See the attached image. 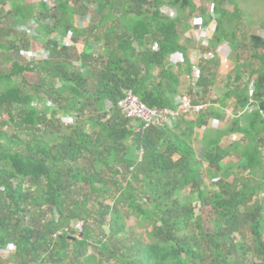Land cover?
<instances>
[{"label": "trees", "instance_id": "trees-1", "mask_svg": "<svg viewBox=\"0 0 264 264\" xmlns=\"http://www.w3.org/2000/svg\"><path fill=\"white\" fill-rule=\"evenodd\" d=\"M16 1L0 24L12 13L14 23L36 22L37 36L46 27L74 43L83 36L84 43L78 69L73 68V47L56 38L47 40L48 54L36 62L4 55L10 67L0 70V250L14 245L15 251L11 258L0 253V264H264V197H259L264 194V36L250 35L249 58L258 65L239 63L237 24L232 23L239 18L237 5L228 16L224 0H208L212 15L203 21L215 20L208 40L212 48L225 41L234 50L225 91L233 111L227 115L219 104L208 105L172 125L143 129L122 115L117 102L130 89L149 106L175 108L185 83L192 93V60L179 26L181 31L188 27L182 25L181 9L193 12L195 3L98 0L97 20L82 26L73 15L81 11L89 21L81 8L89 0H55L57 17L46 15L44 22L36 20L30 4ZM162 5L177 9V15L164 14ZM43 9L50 10L45 2ZM9 32L0 25V49L19 52L15 38L6 39ZM28 42L22 43L33 61L38 50ZM175 52L182 53L181 61L170 60ZM201 63L196 85L207 93L214 74L205 72L206 61ZM34 70L44 76L28 82L24 73ZM45 99L56 108L34 105ZM58 110L74 121L64 122ZM211 117L224 125L207 126ZM203 126L198 139L197 128ZM10 127L30 130L29 137ZM236 133L238 139L222 146L223 136ZM194 142L201 143L202 156ZM231 155L237 161H225ZM231 174L233 180L226 181ZM204 175L211 177V189L200 187ZM187 186L196 192L197 214L190 195L180 193ZM121 207L136 215L146 236L128 235ZM48 212L58 217L44 219ZM72 220L80 222L81 235L69 227ZM89 221L98 225L100 239L92 237ZM247 235L250 243L244 241Z\"/></svg>", "mask_w": 264, "mask_h": 264}, {"label": "rangeland", "instance_id": "rangeland-1", "mask_svg": "<svg viewBox=\"0 0 264 264\" xmlns=\"http://www.w3.org/2000/svg\"><path fill=\"white\" fill-rule=\"evenodd\" d=\"M195 5H196V9L193 12H189V10L187 8L185 9H181L182 14L184 15L185 20L182 21V25L183 26H188L185 30L181 31V27L179 26V31H180V41L183 42L184 44L187 45V47L189 48L190 51V55L191 56V63L193 65L194 62H196V67H198L200 69L199 65H202L201 61H206L205 63V72L206 73H210V75L214 74L213 76V82L212 84L209 86V90L207 93H201V87L199 86H194L192 84V77L189 79V85L191 86L192 89V93L190 94L186 86L183 85L182 90L183 92H186L188 94H190L191 97H193L194 99L198 100L199 102H201L203 104V109H206L207 107H209L208 105H213V106H221L222 110H228L227 113H229V111L231 110V108H233L232 105V98L231 97H227L225 95V91L227 90V86H226V73L228 72V70L233 66V62L235 61V54H234V50L232 49V46H230V44L226 43L225 41L219 43L215 48H212L211 45L208 44V40L205 38H202V34L199 31V25L203 23L204 20H208V17L210 15H212L211 13V6L212 3L211 1L208 0H192ZM43 2H45L48 7L50 8V10L48 12H45V10L43 9ZM77 2L81 3L82 0H78ZM17 1L16 0H5L1 6H0V16L6 11H10L11 8H13L16 5ZM24 4H30L32 7V11L33 14L36 15V20L39 22H44L45 19L44 17L50 16L52 14V16L57 17V11L55 10V0H23ZM98 0H89V1H85L83 3V5L81 6V8L85 9L84 13H86L89 16V21H87L85 19V17L81 16V11L76 12L73 15V18H76V25L77 23H80L82 26H85L89 23L92 24V22L94 20H97L98 17V13L97 10H95L96 6H97ZM235 4L237 5L238 9L237 11H239V18H233L232 19V23L233 24H237V28H236V36L237 39L239 41V45H238V58L240 59L239 63L242 64L243 61H247V60H251V66L255 67L258 65V61L256 59H250L249 55L250 53L253 51V46H252V41L250 38V35L252 34H259L261 36H264V0H224L223 2V7L224 9L227 10L228 16H232V13H234L235 10ZM203 7L204 9L202 10ZM78 8V7H77ZM170 9V10H169ZM160 10L164 13V14H168V15H172L175 16V14L177 15V9L172 8L171 6H166V5H162L160 7ZM203 11V13H202ZM180 12V11H179ZM117 14H119L118 11L115 12ZM181 13V12H180ZM43 15V16H40ZM96 18V19H95ZM57 19V18H56ZM78 21V22H77ZM215 20L213 18H211L206 25V28H210L212 29L214 26ZM47 24V23H46ZM1 26H4L5 28L9 29L10 32L6 39H10L9 37H13L16 40V44L19 46V52H16V50L11 49V50H7V51H3V49H0V70L3 71H7L10 67V62L6 61L4 59V55L5 53H9L12 56H15V58L21 62V63H29V62H36L40 59H43L47 56V51H46V44L48 43L49 40H51V38H59L60 40L66 42V45L68 47H73V52H75V58L73 59L74 64H73V68L74 69H78L80 68V63H79V59L77 58V54L79 53V51H81L82 49V44L84 43V37L83 36H79L77 37V41L76 43L72 42V40L70 39V36H65V34H62V36L58 34V32L52 31V30H48L46 27L41 28L40 31V35H35L37 32L35 30V27L38 26L36 22L32 21L31 19H26L24 21L17 23H14L13 20V16L12 13L8 14L7 17H5L2 21V23L0 24ZM52 25V24H51ZM213 33V32H212ZM31 34V35H30ZM48 40V41H47ZM25 41H29V45L32 47H35L38 50V54L35 57V59L33 61L29 60V55H31V51L30 49H28L27 47H24L22 42ZM8 42V40H7ZM6 43V42H5ZM194 54V57H193ZM74 56V54H73ZM206 56V59L204 58ZM33 57V56H31ZM182 60V59H181ZM173 61V60H171ZM175 62V60H174ZM216 64V65H215ZM192 67V66H191ZM245 70H249L250 66H246L244 67ZM193 69V67H192ZM243 72V76H242V80L245 81L247 79V75L245 71ZM192 74V73H191ZM41 76H44V73H40L39 70H34V71H28L24 73V77L28 82H38ZM200 76V75H199ZM199 78V77H198ZM198 80V79H197ZM196 80V82H197ZM251 84H249L250 86ZM251 87V86H250ZM251 89V88H250ZM43 96L45 94H42ZM252 99V98H251ZM44 104L42 101H35L34 105L38 108H45L46 106H53L54 108H56V105H53L51 102H49L48 100H44ZM109 109V104H105V110ZM104 111H101L100 114H103ZM85 116H84V120H85V126L87 127L88 125V120L89 117L91 115L90 111L85 112ZM194 112H192L190 115H187L188 117L193 116ZM57 116H60V118L66 122V123H70L72 121H74V118H72L69 115L66 114H62L60 110H58ZM96 116V115H95ZM188 119V118H186ZM208 121H210L211 123H208L207 126H214L215 124L219 125V127L223 126L225 121L222 119H215V118H208ZM133 125H137V124H133ZM12 131H17L22 137H29V133L30 130L28 129H18L16 130L13 127H10ZM171 128L173 129L174 126H171ZM214 128V127H213ZM198 133L196 135H198V139L201 138V134L203 133V131L205 130V127H200L199 129L197 128ZM176 132H178V129H175ZM240 137V134H230L228 136H223L221 139V144L222 146L226 145L228 142L236 140ZM195 147L197 149V151H201V143L200 142H194ZM228 159H233L234 161H237L236 157L231 155V158H226V160ZM117 166V165H115ZM232 170H237V167L235 166ZM234 174V173H233ZM119 178V181L122 182V184H125V180L126 178H124V176H117ZM234 178V175H230L227 177L226 181L230 182L232 181ZM211 177H208L206 175L203 176L202 182H201V186L202 188H206V189H211ZM25 187H27V183L24 184ZM33 189V188H31ZM182 196H187L188 200L190 201V203L192 204V206H194L195 208V213H199L198 208L196 209V207L198 206V198L196 197V192L194 190H192L191 186H187L185 188H183L180 191ZM259 197H264L263 192H261L259 194ZM91 199V198H90ZM256 198L253 197L252 201L255 200ZM92 201V199H91ZM89 201V202H91ZM108 203H112L113 200L111 198H107L105 200ZM95 203V202H94ZM251 203V201H250ZM94 205V204H93ZM122 212L125 213V230L128 233V235H130V233H134V234H139V236H146L143 235L144 234V226L139 224L138 221L136 220V215L127 210L124 207H121ZM263 212H264V206H263ZM51 216H55V218L58 217L56 212H53V214L51 213H46V215H44V219L49 218ZM90 227L93 230V238H97L100 239V234H99V227L98 225H96L94 222L89 221L88 222ZM69 227L71 229H73L75 231V235L79 236L81 235L80 232V222H78V220H72L69 223ZM104 231H108V226H105L103 228ZM57 234V233H55ZM119 235V234H118ZM119 236H124V234H120ZM264 237V236H263ZM244 241L246 243H250L251 242V238L250 236H246L244 238ZM71 249V247H69ZM89 251H91V249H89ZM1 256L2 257H6L8 256V258H11V254L12 252L9 254L7 253L6 250H0ZM7 258V257H6ZM5 259V258H4ZM105 260V259H104ZM113 263V261L109 260V261H105V264H111Z\"/></svg>", "mask_w": 264, "mask_h": 264}, {"label": "built area", "instance_id": "built-area-1", "mask_svg": "<svg viewBox=\"0 0 264 264\" xmlns=\"http://www.w3.org/2000/svg\"><path fill=\"white\" fill-rule=\"evenodd\" d=\"M213 29L214 26L210 29L206 28V26H203L202 24L199 25V31L202 34V38L207 40L211 37ZM56 39L61 45H66V42L60 40L59 38ZM153 49L157 50V45H153ZM204 58L206 59V56ZM196 65V62L192 65V84L194 86H196V80L200 75V69L198 67L194 68ZM175 99V108L149 106L139 99V97L135 95L132 90L124 89L121 98L117 102V106L125 118L129 119L132 124L140 123L143 129L153 125H172V123L181 115H188L192 112L197 113L203 108V104L201 102H194L193 97L186 92L178 94ZM252 108L253 106L250 105L247 109L251 110ZM232 111L233 109L231 108L229 113ZM229 113H227V115ZM6 251L8 254L9 252H14L15 246L10 245L6 248Z\"/></svg>", "mask_w": 264, "mask_h": 264}, {"label": "crops", "instance_id": "crops-1", "mask_svg": "<svg viewBox=\"0 0 264 264\" xmlns=\"http://www.w3.org/2000/svg\"><path fill=\"white\" fill-rule=\"evenodd\" d=\"M189 55H190V53H189ZM192 55H190V57H191ZM193 57H194V54H193ZM181 59H182V53L181 52H175V53H173L172 55H171V57H170V60H173V62H174V60H175V62H178V61H181ZM193 61V60H192ZM202 71V69H201V67H200V72ZM192 72H193V70H192ZM191 72V73H192ZM192 77V74H191V76H190V78ZM199 102V101H198ZM195 115V114H194ZM208 123H211L210 121H208ZM218 124V123H217Z\"/></svg>", "mask_w": 264, "mask_h": 264}, {"label": "clouds", "instance_id": "clouds-1", "mask_svg": "<svg viewBox=\"0 0 264 264\" xmlns=\"http://www.w3.org/2000/svg\"><path fill=\"white\" fill-rule=\"evenodd\" d=\"M202 25H203V26H206V25L203 24V23H202ZM213 31H214V29H213ZM212 35H213V33H212ZM212 35H211V37H212ZM211 37H210V38H211ZM210 38H209V39H210ZM209 39H208V40H209ZM64 46H66V45H64ZM197 113H198V112H197ZM188 115H190V114H188ZM12 253H14V252H12Z\"/></svg>", "mask_w": 264, "mask_h": 264}, {"label": "water", "instance_id": "water-1", "mask_svg": "<svg viewBox=\"0 0 264 264\" xmlns=\"http://www.w3.org/2000/svg\"><path fill=\"white\" fill-rule=\"evenodd\" d=\"M202 154H203V150H201V151L199 152V155H200V156H202Z\"/></svg>", "mask_w": 264, "mask_h": 264}]
</instances>
